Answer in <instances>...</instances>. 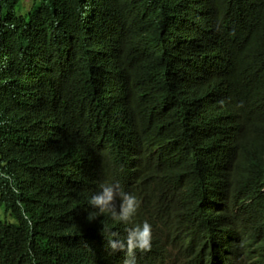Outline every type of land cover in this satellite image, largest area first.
<instances>
[{
	"label": "trees",
	"instance_id": "trees-1",
	"mask_svg": "<svg viewBox=\"0 0 264 264\" xmlns=\"http://www.w3.org/2000/svg\"><path fill=\"white\" fill-rule=\"evenodd\" d=\"M29 3L0 0V264H124L144 221L136 264H264V0Z\"/></svg>",
	"mask_w": 264,
	"mask_h": 264
},
{
	"label": "clouds",
	"instance_id": "clouds-1",
	"mask_svg": "<svg viewBox=\"0 0 264 264\" xmlns=\"http://www.w3.org/2000/svg\"><path fill=\"white\" fill-rule=\"evenodd\" d=\"M120 203L117 206L116 201ZM91 208L100 215L110 214L112 220L128 223L139 208L137 198L121 190L119 183L104 182L89 200ZM105 230V229H104ZM113 238L107 240V247L113 253L124 252V264H136V252H147L152 247V227L144 221L126 230V237L119 239L118 233H111Z\"/></svg>",
	"mask_w": 264,
	"mask_h": 264
},
{
	"label": "rangeland",
	"instance_id": "rangeland-1",
	"mask_svg": "<svg viewBox=\"0 0 264 264\" xmlns=\"http://www.w3.org/2000/svg\"><path fill=\"white\" fill-rule=\"evenodd\" d=\"M24 1H25V7H28L30 5L29 3L30 0H24ZM0 219L5 220V216L3 215V210L1 208H0ZM169 250L171 251L172 254L170 255L168 264H187L184 254H182L175 245Z\"/></svg>",
	"mask_w": 264,
	"mask_h": 264
}]
</instances>
